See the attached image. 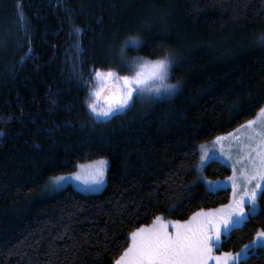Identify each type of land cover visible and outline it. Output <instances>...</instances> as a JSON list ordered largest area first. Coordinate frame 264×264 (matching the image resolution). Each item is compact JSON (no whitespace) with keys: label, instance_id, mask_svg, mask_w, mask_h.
Segmentation results:
<instances>
[{"label":"trees","instance_id":"16d2710c","mask_svg":"<svg viewBox=\"0 0 264 264\" xmlns=\"http://www.w3.org/2000/svg\"><path fill=\"white\" fill-rule=\"evenodd\" d=\"M130 36L141 44L129 57L175 56L180 87L94 120L88 89L120 83L90 71L129 74L116 52ZM262 36L264 0H0V264H113L156 215L187 220L227 204L230 189L209 194L197 181L198 150L264 105ZM101 157L100 193L68 185L40 195L50 177ZM204 174L232 170L214 161ZM258 202L221 250L237 252L264 229V195ZM240 264H264V247Z\"/></svg>","mask_w":264,"mask_h":264},{"label":"snow or ice","instance_id":"6c2138e0","mask_svg":"<svg viewBox=\"0 0 264 264\" xmlns=\"http://www.w3.org/2000/svg\"><path fill=\"white\" fill-rule=\"evenodd\" d=\"M21 23L25 33L28 28ZM82 29L74 27V32L79 34ZM264 41V36L261 37ZM141 44L139 36H130L123 41L117 49L116 55L120 60V67L128 69L129 74L120 75L115 68L107 70L93 69L90 75L104 80L120 82L118 91H113L106 97L108 105L100 108L97 106L94 96L99 95L95 88H89V97L86 100V108L90 111L94 120L106 121L117 113L124 112L137 102L151 103L162 97H170L180 87V81H171V68L175 62V56L165 49L162 55L155 59L143 56L129 57L127 48H138ZM28 51H31L30 46ZM23 60L24 57H21ZM85 83H88L87 81ZM239 130L245 135L246 142L240 141L238 152L239 159L244 161L242 176L244 186L237 191L235 176L226 179L232 185V199L228 204H221L215 209H199L192 212L187 220H165L161 215L153 217L150 225H141L129 233V242L123 248L113 264H240L255 254L258 246H264V229L257 230L251 243L243 245L239 252H220L216 249L222 247L223 235H231L237 227L245 224L250 217L259 213L258 197L264 195V105L257 110L253 119L246 120L239 126ZM226 133L224 136L239 140L234 133ZM224 136H216L213 145L221 142ZM221 153L232 160L233 156ZM200 162L195 166L199 174L200 182L204 183L209 194L219 190L220 181L208 180L203 176V169L216 159L214 152H208L206 145L199 146ZM108 161L101 157L93 161L86 171L57 175L49 178L47 188L58 190L64 184L75 179L81 181L89 188L105 183ZM85 169L84 165L79 166ZM236 172L235 164L232 167ZM245 204L249 207L245 210ZM174 209H170L172 211ZM169 225L174 231H169Z\"/></svg>","mask_w":264,"mask_h":264},{"label":"rangeland","instance_id":"374dc122","mask_svg":"<svg viewBox=\"0 0 264 264\" xmlns=\"http://www.w3.org/2000/svg\"><path fill=\"white\" fill-rule=\"evenodd\" d=\"M120 86L121 85L119 84L118 87L120 88ZM235 130H238V131L234 133V136H238L239 137V140L234 139V138H229L227 136H224V134H223V135H220V136H224V139L221 142L215 143V145H213L214 139H212V140H210L208 142L202 143V144L206 145L208 152H210V153L211 152H214L215 153V157H216L215 161H220L221 163H223V164L227 165L229 168H231V170H232L233 164H235L236 172L234 173L233 170H232V174L230 176H235V182H236V186H237V191H239L244 186V179H243V176H242V171H243V167H244V161H242V160L239 159L241 153L238 152L237 149H238L239 142L240 141L246 142V138H245L244 133L239 130V127L236 128ZM232 132L233 131H231L229 133H232ZM221 145H223L224 152H228V153H230L233 156V159L232 160L227 159V157L221 153V151H220ZM198 152H199V150H198ZM99 159L100 158L94 159V160H90V161H87V162H84V163H80L77 166V169L74 172L86 171L88 169L89 165L93 161H97ZM199 162H200V156H199L198 163ZM80 165H84L85 166V169H83V170L80 169L79 168ZM107 169H108V165H107ZM107 169H106L105 183L103 185L93 186L92 188H89L86 185H84L81 181H77V180L73 179L70 182L64 184L60 189L66 187L68 185H71V186H73L74 188H76L77 190H79V191H81L83 193H87V194H97V193H100L105 188L106 183H107ZM204 169H203V176L206 179H208V180L220 181L221 183H220L219 190L220 189H230L231 190V199H232V185H231V182H229L226 179L227 177L226 178H223V179H217V180L208 178L204 174ZM71 173H73V172H71ZM66 174H68V173H63V174H59V175H66ZM55 176H57V175H55ZM197 181L200 182V180H199V174H198V177H197ZM48 183H49V180L41 188V191H40V195L41 196H43V195H49V194H52V193L60 190V189L54 190V191L53 190H49L47 188V184ZM258 199H259V197H258ZM257 203L259 205L258 200H257ZM244 207H245V210H247L248 207H249V205L248 204H245ZM164 219L165 220H168V221H174V220H171V219H166V218H164ZM169 231H174V228L171 225H169ZM225 236H227V235H223L221 237L222 242L224 241V237ZM251 242L252 241H250L249 243H251ZM249 243H247V244H249ZM260 247H264V246H258L257 249L260 248ZM221 248L222 247H219V248L216 249V254H219L220 252H229V251L221 250ZM257 249H256V251H257ZM239 251H237V252H239ZM233 253H236V252H233ZM209 264H214V261H210Z\"/></svg>","mask_w":264,"mask_h":264},{"label":"water","instance_id":"95a60500","mask_svg":"<svg viewBox=\"0 0 264 264\" xmlns=\"http://www.w3.org/2000/svg\"><path fill=\"white\" fill-rule=\"evenodd\" d=\"M118 90H119V87L117 84L113 82L106 84L102 88V91L99 94L98 103L101 106L106 107L108 105V100L106 99V97L109 96L113 91H118Z\"/></svg>","mask_w":264,"mask_h":264}]
</instances>
